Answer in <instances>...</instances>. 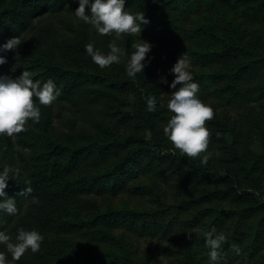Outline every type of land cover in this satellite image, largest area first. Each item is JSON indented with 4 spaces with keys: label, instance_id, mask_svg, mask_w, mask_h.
Listing matches in <instances>:
<instances>
[{
    "label": "trees",
    "instance_id": "16d2710c",
    "mask_svg": "<svg viewBox=\"0 0 264 264\" xmlns=\"http://www.w3.org/2000/svg\"><path fill=\"white\" fill-rule=\"evenodd\" d=\"M78 7L79 0H0V46L21 38L18 49H0L7 60L0 76L17 79L29 71L34 82L51 79L61 92L15 141L0 137V172L19 169L5 189L18 212L0 211V231L13 240L21 228L44 237L39 252L16 264H165L154 244L178 225L184 242L177 255L167 248L175 259L170 264H210L206 233L213 228L226 237L220 264H264V153L252 149L254 142L264 146V0H126L127 11L150 20L140 39L153 46L135 79L126 65L139 37L118 40L128 55L101 69L85 46L107 53L114 37L77 20ZM184 53L203 66L189 70L193 82L222 83L215 89L229 91L228 103L247 110L215 112L206 123L213 153L206 166L181 156L159 126L171 116L159 98L166 85L153 79L174 76ZM148 97L156 98L154 112L147 110ZM25 179L33 189L26 199L17 196L29 186ZM174 180L202 188L181 199L171 218L162 198L169 200L166 186ZM123 191L160 205L116 206L113 198ZM136 238L148 242L146 254Z\"/></svg>",
    "mask_w": 264,
    "mask_h": 264
},
{
    "label": "clouds",
    "instance_id": "9594fccd",
    "mask_svg": "<svg viewBox=\"0 0 264 264\" xmlns=\"http://www.w3.org/2000/svg\"><path fill=\"white\" fill-rule=\"evenodd\" d=\"M126 0H79V7L74 15L79 21L92 26L100 36H112L114 39L108 44L109 51L102 52L94 47V43L85 46L87 54L92 61L101 69L110 68L113 64H120L124 56L128 55L125 48L118 46L117 41L124 37H139L138 42L132 44L134 51L130 54V59L126 65V74L135 79L138 73L143 72L146 67L145 61L152 51V45L140 39L143 31L142 25H147L150 20L146 19L144 12L132 14L126 10ZM91 8V15L86 14V9ZM21 46V38L15 37L0 46L3 51H13ZM7 63V60L0 57V65ZM150 63V61H149ZM191 67L190 58L184 53L171 69L175 79L170 87L173 89L168 102V110L172 113L164 134L171 142L173 149L178 150L181 156L192 160L199 159L201 165L206 166L213 153L209 151L211 133L206 127V123L213 120L214 109L204 103L198 96L199 85L193 82V76L189 71ZM32 73L23 71L17 79L9 76H0V137H7L15 141L18 134L28 130L29 121L39 123L41 119V107H51L61 92L54 82L49 79L46 83H41L32 79ZM159 83L167 84L166 78H161ZM39 102V105L37 104ZM147 110H156V98L148 97L146 100ZM30 150L25 149L28 153ZM10 173L14 175L10 176ZM19 177V169L5 167L0 172V197H5L0 203V211L9 215H16V199L8 198L5 189L8 187L7 181L11 178L16 180ZM25 184L29 185L17 196L25 199L31 195L33 189L30 187L31 181L25 179ZM32 203H38L33 197ZM213 228L206 233V246L210 249L208 256L210 264H220L222 244L226 237L223 233L215 234ZM190 238V237H189ZM44 240L43 235L38 231H26L23 228L18 230V234L13 237L4 231H0V245L5 246L6 251H0V264H16L21 258L31 251L37 253L41 249ZM239 254V249L234 248ZM11 255V261L8 259Z\"/></svg>",
    "mask_w": 264,
    "mask_h": 264
},
{
    "label": "rangeland",
    "instance_id": "374dc122",
    "mask_svg": "<svg viewBox=\"0 0 264 264\" xmlns=\"http://www.w3.org/2000/svg\"><path fill=\"white\" fill-rule=\"evenodd\" d=\"M66 63L67 65L69 63V67H73V62H71L70 60ZM200 68H203V66L199 64H194L191 61V67L189 70H193V69L196 70ZM162 77L167 79L168 81L167 84L159 83ZM174 79H175V76L166 77L164 75L160 77L157 76L156 78L153 79L157 85H166V88L162 87L163 90L159 94V98L161 100V106L163 109L162 112L167 116L172 115V113H170V111L168 110L167 105L170 100V95L172 91V88L170 87V85ZM198 85H199V93H198L199 98L204 103L210 105L214 109V112L220 115H222L223 112L225 111H230L236 116L237 115L240 116V114L242 113L246 114L247 110L241 109L235 105H230L228 103V100L226 99V97L229 95V91L222 93L215 89L217 87H222V83L219 85L217 84L216 86H212L213 84L211 86H206V84H198ZM159 126L161 127V130H163L164 132L166 123L160 120ZM207 126H210L209 122L207 123ZM211 141H212V133H211ZM252 149L255 152L258 151L260 154L264 153V146L261 144H258V142L253 143ZM143 181L151 182V180H149L147 176L144 177ZM166 187L168 189L167 198L169 196L170 198L168 201L162 198V201L165 202L164 204L166 207L167 206L170 207V210H171L170 217L171 218L175 217L176 214L178 213L177 207L175 205L179 204L181 199L189 198L191 195H194V196L200 195L201 188H202L201 186L196 185V184L193 185V190L192 188L186 189L184 187H178L176 184V180H174L171 184H168ZM113 201L116 206H122L125 202H129L131 207H147V208L153 207L155 209L159 207L160 205V204H155L149 197L135 196L129 191H123L115 195V197L113 198ZM174 229H175L174 232L168 238H162L158 243H156L157 241H155V244H154V246L158 244V246L160 247L159 259L162 262H165V264L166 263L170 264L171 261H175L174 256H169V252L167 251V248L171 247V249H176L175 253L173 252V255H177L178 251L181 249V246L183 245V242H184L183 234H182L180 226L178 225ZM136 244L140 246V252L142 254L147 253V249L149 248V245H148V242L144 238H141V239L136 238ZM241 264H245V263H241Z\"/></svg>",
    "mask_w": 264,
    "mask_h": 264
}]
</instances>
